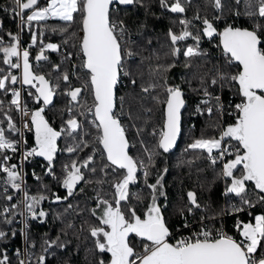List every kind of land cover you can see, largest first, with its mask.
I'll return each mask as SVG.
<instances>
[{
    "label": "trees",
    "instance_id": "1",
    "mask_svg": "<svg viewBox=\"0 0 264 264\" xmlns=\"http://www.w3.org/2000/svg\"><path fill=\"white\" fill-rule=\"evenodd\" d=\"M48 0H39L40 6H46ZM173 0H168L171 4ZM186 11L184 13H173L168 8L161 7L159 0H136L131 5H114L111 18L113 21H123L126 34L122 41L131 50L133 55L124 61V71L131 75L125 76L121 73L119 83L116 88V109L121 113V123L126 127V136L129 141V154L136 160H144L147 163L145 148L153 149L157 155L153 158L149 167L147 181L143 176V171L137 172V180L129 186V200L121 202V208L133 207L138 215H143L151 203V190L148 184L155 183L159 175H163V191L165 196L158 195V203L161 205L166 222L169 225L173 241L178 235L194 234L201 229H215L223 226L224 229L237 239H240L239 232L235 225L239 222L254 221L257 214H264V203L258 202L255 194L250 195L253 207L249 208L241 204L240 197L234 193H226L231 178H224L220 175L222 165L218 162L213 165L208 158L206 151L199 149H188V145L194 140L211 136H219L218 132L226 124L235 121L234 106L241 102L238 94V84L228 83L218 79L220 75H235L240 66L224 53L220 47L219 35L213 37L203 35L204 27L202 21L208 18L217 28V33L229 25L239 28L252 29L256 24L264 25V18L250 17L245 13L255 11V8H247L246 0H241L239 4L236 0H221L222 8L217 9L213 0H182ZM12 0H0V36L4 38L5 44L12 42L7 33L16 35L20 33L21 41L30 53L29 63L35 73L43 74L48 78L53 87L57 84L53 102L45 108V118L49 120L53 128L59 131L65 126V121L70 115H75L81 128L77 130L75 140L62 135L57 140V152L53 160L54 175L46 174L48 161L44 157L33 156L22 161V172L27 191L30 195L42 193L48 199L40 205L46 213V217L32 218L26 212L24 217L25 226L17 223L21 217L22 204L16 210V215L9 216L11 224L3 222L0 217V230L7 235L0 239V253H6L9 257V264H20L21 257L15 255V251L21 248L24 241L26 251L29 254L26 264H38V257H45L44 264H108L110 260L109 252H101L97 246V237H93L90 232L92 227H101L98 213L95 215L92 209L96 208L97 195L105 199L112 200L114 194L113 184L124 174V170L111 165L110 161L99 143V130L90 122L93 116L86 113L85 108L90 102L93 104V97L90 85L87 86L85 95L79 97L78 102H71L66 95L70 88L81 86V81H88L87 70L83 67V56H75L80 51L81 16L74 14L72 22H66L59 18L50 17L44 21L32 22L31 26L24 25L21 30L20 20L12 11ZM28 11H25V16ZM237 12L240 14L237 15ZM199 16L200 19H196ZM188 19L192 21L188 30L193 32V36L198 33L201 39L198 42L199 51L203 55L187 58L183 54L189 46L196 47L197 42L191 37L184 41H179L176 47L181 49L177 56L172 55L173 45L169 38V30L179 34L182 26L179 20ZM37 36V43L32 45V36ZM46 43H53L59 46V50L46 49L44 55L47 60L36 61L35 57L40 54L41 48ZM70 54V55H69ZM228 60H231L228 62ZM13 61L16 58L13 57ZM72 61H75V66ZM59 65V70L56 69ZM169 65H174L168 68ZM188 65V66H186ZM0 68L5 73L11 72L16 75L18 69H11L3 63V53L0 52ZM160 69L158 72L157 69ZM167 68L166 72L163 69ZM67 72L70 82L62 79L63 73ZM216 78L217 84H211V80ZM136 83L133 84L132 81ZM149 82L160 85L154 91L144 93L142 86H147ZM164 85H180L184 92L185 107L181 112V132L177 144L173 150L164 152L156 148L159 136L153 135V130L157 131L163 126L164 105L158 104L155 97L163 100L166 97ZM24 97L30 105L32 111L42 107V103H37L29 91L35 90L28 85H24ZM12 87V85H11ZM204 89L212 95L219 96L224 105L223 113L216 110V102L205 104L208 97L204 94ZM123 98V103L119 98ZM11 92L4 94L0 91V100L4 101L3 109H0V126L6 129V135L13 140L19 136L18 132L7 129V118L4 113L12 117L13 122L18 126L17 110L9 108ZM85 99L83 104L82 99ZM199 106L200 111H197ZM212 107L213 112L209 114L206 107ZM73 112L68 113V108ZM151 109V112H148ZM83 112V115L80 113ZM140 130L139 132L137 130ZM86 142L87 146L81 145L76 153H68L66 148L75 143ZM231 142V140H230ZM234 144L235 142L232 141ZM23 146L31 149L36 146L35 128L31 123V128L23 135ZM187 149V150H186ZM7 154L12 157L10 164H17L20 167L19 153H12L7 150ZM216 153L214 152L213 155ZM92 155L93 161L89 168H95L92 173L82 168L85 181H81L74 189L73 195L68 196L67 189L63 187L62 181L65 176L64 166L76 161L79 165L84 159ZM232 157H226L230 159ZM167 169V172H163ZM33 174L35 176H33ZM0 176H4L0 173ZM39 176L38 181L35 177ZM46 185L45 189L43 186ZM253 185L249 182V188ZM4 185L0 184V210L4 206L18 204L23 200V193L8 186L7 193L3 191ZM83 189V191H81ZM195 192L199 208H193L191 212L187 209L191 207L187 193ZM258 191V190H257ZM5 195L13 196L12 201H7ZM61 197L57 200L56 197ZM67 196V199H63ZM139 196V199H137ZM242 208L236 211L233 208ZM183 209V214L180 210ZM203 218V219H202ZM187 225V226H185ZM15 235H12V233ZM58 240L60 246L53 244L48 247L46 241ZM146 241L137 236H130V243L137 252L142 251V243ZM264 247V244H262ZM260 249L257 254L259 255ZM2 258V257H0Z\"/></svg>",
    "mask_w": 264,
    "mask_h": 264
},
{
    "label": "snow or ice",
    "instance_id": "2",
    "mask_svg": "<svg viewBox=\"0 0 264 264\" xmlns=\"http://www.w3.org/2000/svg\"><path fill=\"white\" fill-rule=\"evenodd\" d=\"M136 0H48L46 6H40L39 0H12V11L19 16L21 30L24 25L31 26L32 22L44 21L50 17L72 22L74 14L79 13L82 22L83 35L81 37V51L84 56L83 67L87 70L89 79L84 87L70 88L66 95L71 102H78L79 97L88 85L91 86L93 95V105L87 108V112L94 116L92 123L99 130V143L106 152L107 160L111 165L124 170V174L113 184L114 194L112 200L97 195L96 208L92 209L95 215L97 209L101 210L99 220L102 227L90 228L91 235L97 237L96 246L101 252L111 253L109 264H264V214L254 216L252 221L247 223L239 221L235 227L239 232L240 239L229 235L222 229H201L199 233H194L187 238H181L175 243H170L169 238L172 235L169 225L166 222L162 212L161 205L158 203V195L165 196L163 189V175H159L155 183L148 184L151 190V204L147 211L141 216L138 215L133 207L121 208V202L129 200V186L136 182L137 172L143 171L145 181L149 176V167L157 152L153 149L145 148L147 154V163L144 160H136L129 155V141L126 136V127L121 123V113L116 109V88L120 80L121 73L125 76L131 75L124 71L125 59L131 57L133 53L122 41L126 34L123 21H113L111 18L115 4L131 5ZM161 7L170 9L173 13H184L186 11L182 0H173L171 4L168 0H159ZM241 0H236L239 4ZM217 9L222 8L221 0H213ZM246 7L255 11H247L245 14L250 17L264 18V0H246ZM25 10H30V14L25 16ZM240 13L237 12V15ZM196 19H200L199 16ZM182 26L179 34L169 30V38L172 48V55L180 54L181 49L176 47L179 41L191 37L197 42V46H189L184 51L187 58L203 55L199 51L198 42L201 35L198 33L193 36L189 31V25L192 21L181 19L178 21ZM204 27L203 35L213 37L218 34L222 38L223 48L230 58L239 63L240 70L231 76L220 75L221 81L228 83L236 82L238 84V94L241 96V102L235 104V121L232 124L223 127L219 136L208 138L201 137L188 145V149H199L206 151L208 158L213 165L218 162L222 165L220 175L224 178H231L230 186L226 188V195L234 193L240 197L241 204L249 208L253 207V201L249 198L255 194L257 201L264 203V25L256 24L251 30L247 28L225 27L222 32L217 33L214 23L208 18L202 21ZM2 27V26H0ZM12 42L5 44L4 38L0 36V52L3 53V63L11 69H22L20 77L13 75L10 71L0 68V91L4 94L11 92V100L8 107H15L21 112L22 116H30L31 123L35 127L36 146L24 153L23 159L40 156L48 161L46 174L54 175L53 160L57 152V140L62 135L75 140L77 130L81 125L75 115H70L64 123L65 126L59 131L52 127L49 120L45 118V108L52 104L57 84L53 87L51 81L43 74L35 73L32 65L29 63V51L27 48L21 49L19 34L13 35L7 33ZM37 43V36H32V45ZM59 50V46L49 43L41 48L40 54L35 57L36 61L47 60L44 50ZM70 55V54H69ZM13 57L16 61H13ZM174 65H169L168 68ZM188 66V65H186ZM59 70V65L55 66ZM168 69H163L166 72ZM159 72L160 69L158 68ZM62 79L70 82L67 72L63 73ZM28 85L35 91H29L37 103H42L35 111L29 112L27 102L22 100L21 90L12 88L11 85L17 83ZM216 78L211 80V84H217ZM136 83L135 80L132 81ZM160 85L149 82L147 86H142L141 91L149 93L154 91ZM166 92L165 99L159 97L154 99L158 104L165 105L163 126L157 131L153 130V135H158L156 148L164 152L171 150L177 141L181 132V109L185 107L184 92L180 85H164ZM205 96L208 97L203 103L209 104L212 100L216 102V110L220 113L224 111V105L219 96L212 95L204 89ZM121 105L123 98H119ZM4 101L0 100V109H3ZM197 111H200L197 106ZM206 111L211 114L212 107ZM73 109L68 108L71 114ZM151 112V109H148ZM84 113L81 112L80 115ZM7 118V129L12 132H18L15 123L10 115L4 113ZM3 121H0L2 124ZM27 127V124L25 125ZM140 131L139 129L137 130ZM235 141L230 144L228 141ZM21 141L10 139L6 135V129L0 126V184L4 185L3 191L6 194L8 186L23 193V200L18 204L4 206L0 210V217L3 222L11 224L12 219L9 216H15L16 210L20 204H23L27 213L32 218L46 217L47 213L40 208L43 201L48 197L42 193L30 195L27 191V185L24 181L22 169L17 164H10L12 159L7 154V150L16 153L19 150ZM87 146L86 142L75 143L68 146V153H76L81 145ZM187 150V149H186ZM216 153L213 155V153ZM226 157H233L226 159ZM90 155L79 165L73 161L64 166L66 173L62 184L67 189L68 196L73 195L74 189L81 182L85 181L82 168L95 173V168H89L93 161ZM163 172H167L164 169ZM38 181L39 176L35 177ZM249 182L253 187L249 188ZM45 189L46 185L43 186ZM258 190V191H257ZM83 191V189H81ZM191 207L199 208L195 192L187 193ZM7 201H12L13 196L5 195ZM57 200L61 197L57 196ZM63 199H67V196ZM139 199V196H137ZM236 211H242V208H236ZM183 209L180 210L183 214ZM23 215V212L19 213ZM203 219V218H202ZM187 226V225H185ZM135 235L142 238L147 243L142 245V251L137 252L130 243V236ZM6 233L0 230V239L6 237ZM12 235H15L13 232ZM48 247L53 244L60 246L58 240L46 241ZM260 249L259 255L257 251ZM19 254V253H18ZM0 264H9V257L6 253H0ZM45 257H38V264H44ZM20 264H25L21 260ZM100 264H104L101 260Z\"/></svg>",
    "mask_w": 264,
    "mask_h": 264
},
{
    "label": "built area",
    "instance_id": "3",
    "mask_svg": "<svg viewBox=\"0 0 264 264\" xmlns=\"http://www.w3.org/2000/svg\"><path fill=\"white\" fill-rule=\"evenodd\" d=\"M21 46V49H24V48H27L28 46H24V45H20ZM78 55H82V52H81V49H80V51L79 52H77L76 53V55L75 56H78ZM83 56V55H82ZM231 60H228V62H230ZM72 63H73V65L75 66V64H76V62L75 61H72ZM21 74H22V69H18V71H17V73H16V76L17 77H20L21 76ZM81 86L80 87H84L85 86V84H86V80L85 81H81ZM12 88H16V89H19V90H21V94H22V100H24V101H26L25 100V97H24V90H25V86L24 85H21L19 82L17 83V84H15V85H12ZM86 89H87V87H86ZM86 89L84 90V91H82V93H81V96L83 95H85V93H86ZM27 102V101H26ZM93 104L92 103H88L87 104V106H86V108H85V112L86 113H88L87 112V108H89V107H91ZM209 106H207L206 107V109L208 108ZM15 108V107H14ZM27 108H28V110H29V112H31L32 111V109H31V107H30V105L27 103ZM17 110V109H16ZM17 114H18V126H19V136H18V138L16 139L17 141H21V144H20V147H19V150L17 151L18 153H19V156H20V168L22 169V161H23V157H24V153L26 152V151H29L30 149H26V148H24V146H23V135H24V133L25 132H27L28 130H30V128H31V118H30V116H22V114H21V112L20 111H18L17 110ZM93 116V115H92ZM93 120H94V117H93ZM90 122H92V118H90ZM27 124V127L25 126ZM33 176H35L34 174H33ZM22 212L24 213L23 215H21V217L20 218H18L17 220H16V222L17 223H21V226L23 227V226H25V224H24V217H25V214H26V212L23 210V204H22ZM215 229H222L223 231H225L226 233H228L229 235H232V233H230V232H228V231H226L225 229H224V227L223 226H218L217 228H215ZM200 231H196L195 233H199ZM193 235V234H192ZM191 234H182V235H178L174 240H173V242L175 241H178V240H180L181 238H187V237H190V236H192ZM19 253V254H18ZM15 255H18V256H20L21 257V260H23V261H25V264H26V262H27V259L29 258V254H28V252L26 251V248H25V243H24V241H23V243H22V246H21V248H18V249H16V251H15ZM258 255V254H257Z\"/></svg>",
    "mask_w": 264,
    "mask_h": 264
},
{
    "label": "rangeland",
    "instance_id": "4",
    "mask_svg": "<svg viewBox=\"0 0 264 264\" xmlns=\"http://www.w3.org/2000/svg\"><path fill=\"white\" fill-rule=\"evenodd\" d=\"M28 12H27V14H26V16L28 15V14H30V10H27ZM18 18V21L20 20V18H19V16L17 17ZM53 18H58V17H53ZM17 34H19V37H20V45H23L22 44V41H21V36H20V33L19 32H17ZM47 44H49V43H46V45ZM185 51H186V49H185ZM13 75H14V73H13ZM84 98L81 100V103L83 104V102H84ZM227 125H229V124H226V125H224L223 127H226ZM222 127V128H223ZM220 134V132H218V135ZM218 137V136H217ZM235 142V141H234ZM228 143H230V144H234L232 141L230 142V141H228ZM233 158V157H232ZM231 159V158H230ZM230 183H231V179H230V182H229V186H230ZM251 184H252V182H251ZM21 196H23V194L21 195ZM151 204V203H150ZM149 204V205H150ZM96 207V206H95ZM97 213H98V216H100V214H101V210L100 209H97V211H96ZM257 215H259V214H257ZM256 216V215H255ZM254 222V221H253ZM247 223V222H246ZM103 226V225H102ZM101 226V227H102ZM134 235V234H133ZM135 236V235H134ZM139 238V237H138ZM140 239V238H139ZM169 242L170 243H175V241L173 242V241H171V240H169ZM145 243H147V242H145ZM144 244V242L142 243V245ZM109 255H110V259H111V253H109ZM110 261V260H109ZM108 264H109V262H108Z\"/></svg>",
    "mask_w": 264,
    "mask_h": 264
},
{
    "label": "water",
    "instance_id": "5",
    "mask_svg": "<svg viewBox=\"0 0 264 264\" xmlns=\"http://www.w3.org/2000/svg\"><path fill=\"white\" fill-rule=\"evenodd\" d=\"M118 5H120V4H118ZM120 6H127V5H120ZM25 11H27V10H25ZM81 31H82V22H81ZM82 35H83V31H82ZM82 35H81V37H82ZM80 43H81V39H80ZM219 43H220V47H221V49H222V51L224 52V53H226L225 52V50H224V48H223V43H222V38L221 37H219ZM80 49H81V47H80ZM82 52V51H81ZM228 54V53H227ZM83 55V54H82ZM230 55V54H229ZM83 59H84V56H83ZM236 62V61H235ZM83 63H84V60H83ZM238 65H239V63L238 62H236ZM240 66V65H239ZM240 68H241V66H240ZM76 87H79V86H75V87H73V88H76ZM91 87V86H90ZM92 92V91H91ZM92 97H93V95H92ZM164 111H165V105H164ZM181 112H182V109H181ZM94 117V116H93ZM95 119V118H94ZM164 121V120H163ZM35 128V127H34ZM179 138V137H178ZM178 138H177V141H178ZM177 141H176V144H177ZM176 144H175V146H176ZM175 146L171 149V150H173L174 148H175ZM104 151V150H103ZM170 151V150H169ZM128 152H129V149H128ZM104 153H105V155H106V152L104 151ZM130 155V154H129ZM107 157V156H106Z\"/></svg>",
    "mask_w": 264,
    "mask_h": 264
}]
</instances>
